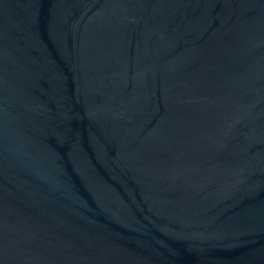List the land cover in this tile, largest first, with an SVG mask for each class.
<instances>
[{"label":"water","instance_id":"95a60500","mask_svg":"<svg viewBox=\"0 0 264 264\" xmlns=\"http://www.w3.org/2000/svg\"><path fill=\"white\" fill-rule=\"evenodd\" d=\"M0 264H264V0H0Z\"/></svg>","mask_w":264,"mask_h":264}]
</instances>
